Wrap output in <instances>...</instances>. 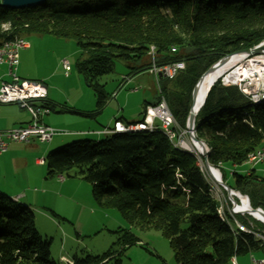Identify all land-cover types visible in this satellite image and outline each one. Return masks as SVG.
Returning <instances> with one entry per match:
<instances>
[{"label":"trees","instance_id":"1","mask_svg":"<svg viewBox=\"0 0 264 264\" xmlns=\"http://www.w3.org/2000/svg\"><path fill=\"white\" fill-rule=\"evenodd\" d=\"M33 33L77 42L78 69L94 87L98 109L109 98L99 80L115 71L117 61L125 63L128 75L153 64L185 61L186 69L172 84L162 85L171 111L185 127L199 77L227 54L264 41V0H47L18 9L0 2V45ZM45 104L56 110L47 99ZM195 127L209 147L211 165L222 167L228 182L225 167L244 163L264 143V101L253 103L238 86L218 79ZM198 159L156 129L77 140L50 151L46 163L48 176L90 182L97 202L118 209L128 224L162 231L177 264H227L233 256L264 252V239L236 234L221 218L212 178ZM232 175L230 186L264 209V177L254 170ZM237 217L264 236V222L251 215ZM113 233L117 239L107 252L76 256L74 264H123L124 251L140 239L129 227ZM0 264H59L32 209L1 192Z\"/></svg>","mask_w":264,"mask_h":264},{"label":"rangeland","instance_id":"2","mask_svg":"<svg viewBox=\"0 0 264 264\" xmlns=\"http://www.w3.org/2000/svg\"><path fill=\"white\" fill-rule=\"evenodd\" d=\"M0 2H2V0H0ZM25 37L31 43V47L29 49L25 48L21 50V67L23 70L21 71L20 76L23 79L30 78L35 81L45 82L50 90L52 87L54 94L63 102H67L66 98H70L71 102L77 105L87 104L88 106L91 104H89L91 100L92 103L93 101L94 103L97 102L94 87L91 86L83 74L79 72L77 62L80 59L81 50L74 39H66L53 34L36 33ZM64 58H67L72 66V70L69 74L71 76L69 78L65 75V69L61 67V61ZM250 60L260 63L261 60H264V53L246 55L243 63L250 62ZM237 65L230 68L226 75L232 73L233 70L239 66ZM128 73L129 69L125 63L117 61L115 71L100 78L99 82L104 84L106 92L111 94V96H109V99L111 98V104L109 107H117L118 99L132 100L133 96L137 97L136 101H138L139 98L142 101H153L156 94L159 93V81L147 70L137 73V75H135L137 78H134L135 80L131 78L133 81L130 79V81L126 82L123 87L118 90L120 83L123 81V76ZM226 75L221 76V80ZM173 80L174 79H171L170 81ZM170 81H167L166 83L171 85L172 83ZM137 88L138 90L137 92H134L135 94L130 95L131 97L127 96L126 90H134ZM117 90V95L113 97V93ZM165 100L167 102L166 98ZM159 102L160 100L157 104ZM69 104L71 103H68V105ZM15 106L18 107L19 112L24 113L28 118L31 117L28 110L20 108L19 104ZM65 107L66 106H62L61 110L58 108L57 112L62 111V108ZM64 111L62 112L63 114L50 111L45 116L48 118L49 116L60 117L62 115H74L72 113H64ZM140 111H143L142 106L135 109V112L139 116L138 119L143 117L142 114L140 115ZM54 126L55 128L70 131V128L66 125ZM177 130L183 134L182 137L185 141L191 142L189 131L187 129V122L186 126L183 127L177 120ZM57 137L58 136H55L53 139L54 141L52 142L47 141L44 146L49 143L52 144L53 142L54 145H56L57 143L55 144V141ZM74 141L77 140L71 139L67 143L59 145L54 149L52 148L51 150L58 149ZM11 143L15 144L17 142ZM18 148L19 149L15 151V154L19 157H27L28 159L33 158L34 161L41 157L34 153L30 154L23 147ZM188 152L197 156L199 158V164L204 166V160L200 153L198 155L196 150ZM39 166L40 167L33 166L32 162L25 175H21L15 169H10V174L16 178L22 179H13V177L11 179V177L8 176V181L6 183L15 188H22V190L23 188L26 190V186H30L31 189H36L33 199L35 205L32 206V211L35 214L36 227L46 239L51 240L52 257L59 264H67L63 261V255L73 260L76 256L79 258H85L89 254L94 256L104 254L116 241L117 238L113 231L118 227L131 228L135 235L140 239L138 244L131 245L124 251L122 255L123 264H177L175 252L170 239L162 231L141 230L136 226L128 224L118 209L113 207L105 208L97 202L92 194V185L90 182L78 177H66V184L62 185V183L57 180V175L47 176L48 168L46 162ZM248 166L251 167L252 164H248ZM213 167L220 172L222 170V167ZM16 174H18V176H16ZM225 174L228 182L233 185L234 177L230 167H225ZM225 182L228 183L227 181ZM212 184L214 196L219 201L222 200L224 202L228 200L229 206L231 207L232 204L228 199L227 192L224 188L213 180ZM236 192L237 194H242L238 190H236ZM242 195L245 196V194ZM7 196L9 197L10 195L8 194ZM18 203L27 205L25 204V201L21 199ZM186 225L187 224H185V226ZM245 255L247 257L250 256L249 254ZM242 256L240 255V257Z\"/></svg>","mask_w":264,"mask_h":264},{"label":"built area","instance_id":"3","mask_svg":"<svg viewBox=\"0 0 264 264\" xmlns=\"http://www.w3.org/2000/svg\"><path fill=\"white\" fill-rule=\"evenodd\" d=\"M28 47H30V43L24 36H17L0 45V65L7 64L9 66V74L12 77L11 81L0 79V109L5 104L17 103L23 109L28 110L32 116V121L26 125L0 130V155L7 150L10 141L29 142L32 138H36L39 141L46 142L51 141L53 136L57 134L67 133L64 129L47 126L41 121V117L51 111L45 104L48 95L45 84L41 81L22 79L16 73V68L20 62V51ZM172 50L176 51V48L173 47ZM261 62L251 60L246 63L240 62L232 73L225 74L226 76L221 80L222 83L224 85H236L248 99L255 98L258 93H264V69L260 65ZM61 63L65 73L68 74L71 71L70 61L65 58ZM185 69V61L180 60L163 65L153 64L150 71L156 76L157 80H160V77L171 80ZM127 92H130V90H127ZM124 125H137L138 127H145V130H147V125L168 126L169 132L173 133L177 143L183 144L185 142L182 137L183 134L177 130V119L172 114L164 96H161L158 104L147 106L144 118L141 121L126 122L122 119H117L114 125L105 128L104 132L107 133L113 128H120V126ZM245 163L252 165L264 163V147L258 153V157L252 160H245ZM63 179L59 178L60 181ZM227 201L223 202L220 200L219 208L232 215L238 232L244 231L258 236L259 234L253 228L245 225L237 217L238 214L233 212L232 206L230 207L229 201ZM63 260L67 264H74V261L67 257H63ZM251 260L253 264H264V256H252Z\"/></svg>","mask_w":264,"mask_h":264},{"label":"crops","instance_id":"4","mask_svg":"<svg viewBox=\"0 0 264 264\" xmlns=\"http://www.w3.org/2000/svg\"><path fill=\"white\" fill-rule=\"evenodd\" d=\"M30 47H31V43H30ZM30 47L26 49H29ZM21 60H22V56H21V51H20V62H19V65L17 66L18 68H16L18 72L17 75L20 78H22L20 76V73L23 70V68L21 67L22 65ZM61 67H63V65H61ZM71 70H72V66H71ZM147 71H149L150 74H153L150 71V69H147ZM69 74H70V71L68 74L65 73L67 78L71 76ZM133 75H128V74L124 75L123 81L120 83L118 90L121 87H123V85L126 82L130 81L131 78L133 80H135L134 78H137L135 77V75L137 74H133ZM11 78L12 77L9 74V66L7 64H1L0 65V79L5 80V81H11ZM28 80H34V79L29 78ZM158 81H159L158 82L159 83V93L156 94L155 99L153 101H147V100L142 101L140 98L138 101H136L137 97L133 96L132 100L131 99H126V100L118 99L117 107L116 106L109 107L111 104L110 103L111 98L110 99L108 98L106 104L101 109H98L97 102L94 103L93 101L92 103V100L89 102V104L90 103L91 104L88 106L87 104H82V105L74 104L71 102L70 98H66L67 102H63L62 100H60V98H58L54 94V92L52 91V87L50 90L49 86L45 82H43L48 92L47 101L51 103L52 105H56L55 112H57L58 108L61 110L62 106H66L65 108H62V111L57 112V113L63 114L62 112L64 110H68V111H64V113H72L74 115H70V116L62 115L60 117L49 116L48 118H46L45 116L46 114H45L41 117L42 123L47 126L54 127V128H55L54 125H57V126L66 125L70 128V131H67V133H64V134L55 135V136H58L55 141V144L57 143L56 145H54V142H53L52 144L49 143L46 146H44L47 141L46 142L39 141L36 138H32L29 142L10 141L7 150L0 155V192L5 195L9 194L10 195L9 197H11L14 202L18 203L20 199L24 200L25 204H27L32 209V206L35 205L33 199H34V192L36 189H31L30 186H26V190H24V188L22 190V188H15L12 185L6 183L8 181L7 180L8 176H10L11 179L12 177L13 179H22V178L14 177L12 174L9 173V170L15 169L21 175H25L28 167L32 164V162H33V166L40 167L39 165H43L46 162V157L48 153L50 152L49 150H51L52 148L54 149L55 147L59 145H63L67 143L68 141H70L71 139L72 140H82L83 138H85V139H91V140H100V139L105 138L108 135L106 132H104L105 128L113 126L114 122L117 119H122L126 122H138L142 120L144 118L145 104L153 105L152 103L159 101V98H161V96H164L161 85L167 86L169 83H166V82L167 81L169 82L170 79L160 77V80ZM118 90L113 93L114 94L113 97L117 95ZM137 90L138 88L134 90H130V92H127L126 90L127 96L131 97L130 95L135 94L134 92H137ZM108 94L109 96H111L110 93ZM68 103H71V104L68 105ZM15 105H17V103L5 104L1 107L0 109V130H4L6 128L11 129V128L18 127L21 125H26L32 121V116L28 118L24 113L19 112L18 107H16ZM141 106L143 107V111H140L139 113L140 115L142 114L143 117L138 119L139 116L135 112V109L140 108ZM20 108L22 107L20 106ZM55 136H53L52 140L49 142L54 141L53 139ZM11 142H17V143L12 144ZM18 147L20 148L23 147L30 154L34 153L35 155H40L41 157L37 158L35 161L33 160V158L28 159L27 157H19L17 154H15V151L19 149ZM248 164L250 163H242L240 165L231 166L230 168H231L232 173L235 170L240 173H249L251 170L252 171L254 170L256 174L264 177V163L262 164L259 163V164H256L255 166L252 165L251 167L248 166ZM39 175H40V172H39ZM16 176H18V174H16ZM57 176H58L57 180L60 183H62V185L66 184V181H65L66 178L60 181L59 180L60 175H57ZM13 197H19V198L18 200H14ZM258 234L259 235L257 236V238L264 239V236L261 233H258ZM249 255L250 256L248 257L246 255L244 256L241 255L242 257L233 256L231 257L230 261L227 264H253L251 257L252 256L262 257L264 256V252L257 251ZM62 257H66V256L63 255Z\"/></svg>","mask_w":264,"mask_h":264},{"label":"water","instance_id":"5","mask_svg":"<svg viewBox=\"0 0 264 264\" xmlns=\"http://www.w3.org/2000/svg\"><path fill=\"white\" fill-rule=\"evenodd\" d=\"M46 1L47 0H2L1 4L5 7L18 9V8L36 6V5L42 4ZM262 53H264V42H262L256 46L250 47V48H245V49L234 51L230 54H227L226 56L221 58L219 61L214 63L209 69H207L199 77L196 85L194 86L193 92H192V106H191L189 116L187 119V129L189 131L190 140L194 141L196 143H199V145H200V148H201L200 154L203 157L204 166H205L208 174L210 175V177L212 178L213 181H215L217 184H219L221 187H223L224 190L227 192L228 199L230 200V202L232 204L233 212L236 214H248V215H251L252 217L264 222V209L262 207H253L251 205L250 199L247 195H245V197H247L248 203H247V206L245 207L242 203V200L239 197L242 194H237L236 190L233 189L228 183H226L223 180L221 172L218 169H215L211 165V163L208 159L209 147H208L206 141H204L203 139H200L196 136V127H195L197 115H198L201 107L203 106V104L205 102L206 96H207L210 88L213 86V84L219 78H217L210 85V87L208 88V90L204 96L203 101L201 102V104L199 106H197L198 87H199V84L202 82V80L206 76L212 74L216 70V68L222 67L223 65H225L226 60L228 58H231V57H234V56L240 55V54L254 55V54H262ZM255 213L260 215L262 218H258L257 216H255Z\"/></svg>","mask_w":264,"mask_h":264},{"label":"bare ground","instance_id":"6","mask_svg":"<svg viewBox=\"0 0 264 264\" xmlns=\"http://www.w3.org/2000/svg\"><path fill=\"white\" fill-rule=\"evenodd\" d=\"M245 57H246V54H240V55L228 58L226 60L225 65H223L222 67L216 68V70L212 74L206 76L202 80V82L199 84V87H198L197 106H199L201 104V102L203 101L204 96H205L208 88L210 87V85L217 78H220L221 76L225 75L230 68H232L233 66L242 62L245 59ZM261 61L262 62L260 65L263 67L262 69H264V60H261ZM229 76H231V75H229ZM250 101L253 103L263 102L264 101V93H258V95H256L255 98H250ZM156 129H160L170 139V141L173 143V145L175 147H178L180 149H186L188 151H195L196 150L197 154L199 155L200 150H201L199 143H196L194 141H191V142L185 141L183 144H179L175 141L173 133L169 132L168 126L147 125V130L154 131ZM137 130H145V127H138L137 125H124V126H120V128L111 129L110 131L107 132V134L110 135V134L119 133V132H129V131H137ZM263 147H264V143L260 147L255 149L254 151H251L247 155L246 160H252V159H255V157H258V153L262 150ZM59 178H65V177L63 175H60ZM13 198H14V200H18L19 197H13ZM240 199L242 200L243 205L246 207L247 203H248L247 197L242 195L240 197ZM218 212H219L221 218L229 224L232 231L237 234L238 233L237 225L234 223L232 215L226 213L225 210L222 208H218ZM255 216H257L258 218H262L257 213H255Z\"/></svg>","mask_w":264,"mask_h":264}]
</instances>
